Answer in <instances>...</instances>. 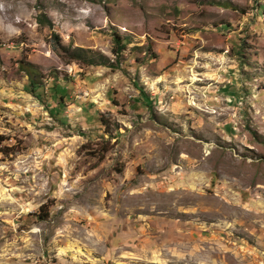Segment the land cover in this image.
Returning <instances> with one entry per match:
<instances>
[{"label":"rangeland","instance_id":"obj_1","mask_svg":"<svg viewBox=\"0 0 264 264\" xmlns=\"http://www.w3.org/2000/svg\"><path fill=\"white\" fill-rule=\"evenodd\" d=\"M0 137V264H264V0H0Z\"/></svg>","mask_w":264,"mask_h":264},{"label":"trees","instance_id":"obj_2","mask_svg":"<svg viewBox=\"0 0 264 264\" xmlns=\"http://www.w3.org/2000/svg\"><path fill=\"white\" fill-rule=\"evenodd\" d=\"M46 23L49 27H53V25L46 19V17L42 14L38 17V23ZM52 39V48L53 50L60 54L62 58H65L67 63L72 62H79L85 64L86 66H105L111 68L112 70L117 68L116 64L109 63L108 59H106L102 54L94 53L89 49H84L80 47H73L72 45H63L59 35L52 31L50 35ZM114 48L113 54L115 55L116 59L118 58L119 54L124 50L126 46V42L119 36H114ZM22 69L26 73L28 77V84L26 90L28 93L35 95L36 91L40 90L42 85L39 82V73L36 69V66L31 63H26L22 66ZM63 95L59 94V99L62 100ZM2 137H0V141H2Z\"/></svg>","mask_w":264,"mask_h":264}]
</instances>
